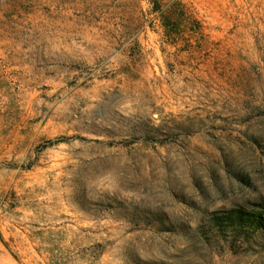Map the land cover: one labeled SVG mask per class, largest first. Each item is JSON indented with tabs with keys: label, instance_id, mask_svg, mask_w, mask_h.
I'll use <instances>...</instances> for the list:
<instances>
[{
	"label": "rangeland",
	"instance_id": "obj_1",
	"mask_svg": "<svg viewBox=\"0 0 264 264\" xmlns=\"http://www.w3.org/2000/svg\"><path fill=\"white\" fill-rule=\"evenodd\" d=\"M157 1L0 0V264H264V0Z\"/></svg>",
	"mask_w": 264,
	"mask_h": 264
},
{
	"label": "trees",
	"instance_id": "obj_2",
	"mask_svg": "<svg viewBox=\"0 0 264 264\" xmlns=\"http://www.w3.org/2000/svg\"><path fill=\"white\" fill-rule=\"evenodd\" d=\"M152 3L153 12L161 14L162 27L164 28L167 37H169V31L176 30L181 22V19L179 18L180 15L176 19H173L171 10L162 12V8L159 6L157 0H153ZM176 6L180 7V13L183 14L181 5L176 4ZM209 225L210 229L218 236L230 237L233 240L243 238L246 241L248 236H251L253 233L263 228L264 206H260V208L253 207L249 212L241 209L224 214H215Z\"/></svg>",
	"mask_w": 264,
	"mask_h": 264
}]
</instances>
